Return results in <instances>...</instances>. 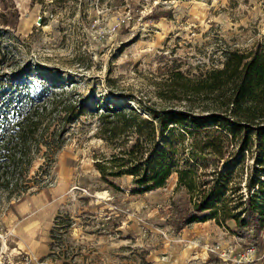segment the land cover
<instances>
[{"label":"rangeland","instance_id":"rangeland-1","mask_svg":"<svg viewBox=\"0 0 264 264\" xmlns=\"http://www.w3.org/2000/svg\"><path fill=\"white\" fill-rule=\"evenodd\" d=\"M0 33V48L27 74L52 90L75 88L89 108L68 125L47 185L0 214V264H63L50 257L61 252L66 264H264V183L258 186L264 165L254 156L257 138L251 153L238 150L241 133L232 138L214 126L157 132L151 154L170 142L175 153L164 185L145 192L132 184L131 162L119 153L137 136L103 140L97 107L102 101V108L138 110L141 98L146 106L184 108V102L159 99L163 80L174 70L194 77L220 66L227 48L264 46V0H0ZM208 139L222 146L223 157L202 147ZM97 165L118 176L105 181ZM183 168L193 169L199 184L217 179L209 208L196 215L205 221L181 222L180 213L202 200L178 185ZM250 179L255 185L247 190ZM253 190L252 204L263 212L257 225L244 216ZM59 214L73 222L55 228L58 238L51 239Z\"/></svg>","mask_w":264,"mask_h":264},{"label":"trees","instance_id":"trees-1","mask_svg":"<svg viewBox=\"0 0 264 264\" xmlns=\"http://www.w3.org/2000/svg\"><path fill=\"white\" fill-rule=\"evenodd\" d=\"M3 48H0V214L12 211L20 198L47 185L53 159L68 140V125L89 109L81 95L74 92L75 88L52 90L47 83L27 74L28 70L19 67L14 54L10 55L9 50L4 52ZM5 65L10 68L8 72L2 71ZM163 82L164 88L157 91L159 99L184 102V108L158 104L146 106L141 98L137 100L138 110L121 108L117 104L102 108V101L97 104L101 109L100 135L103 140L112 142L121 135L126 139L137 136L134 146L119 150L120 155H126L131 162L133 185L145 192L164 185L171 173L167 160L175 153L173 142L156 148V155L151 153L156 146V133L162 135L177 126L186 132L191 128L189 133L214 126L212 128L229 130L232 138L241 133L240 152L252 153L255 137L258 144L254 156L264 165V46L259 41L245 50L227 48L221 65L199 76L174 70ZM120 97L115 95V99ZM198 107L206 114L194 112ZM144 111L149 117L143 116ZM202 147L219 157L224 155L222 146L215 145L214 139L204 141ZM40 158L43 162L33 171ZM97 169L105 181H108L107 175L118 176L112 171L107 174L105 166L97 165ZM213 173L219 175L217 169ZM263 183L264 179L258 181V186ZM245 184L250 190L255 182L250 179ZM178 185L202 196L200 202L195 200L190 209L180 213L181 222L187 219L205 221L207 218L199 219L196 215L209 208L206 205L211 198H208L218 191L217 179L211 184L204 180L199 184L196 172L183 168L178 171ZM257 191L253 190L244 203V216L253 225H257L263 215L262 210L252 204L256 201ZM213 217L217 220L216 216ZM237 220L244 224L243 220ZM72 222L70 217L59 214L51 229V239L58 238L54 234L55 228L68 229ZM65 255L61 252L50 257L66 264L68 258Z\"/></svg>","mask_w":264,"mask_h":264},{"label":"bare ground","instance_id":"bare-ground-1","mask_svg":"<svg viewBox=\"0 0 264 264\" xmlns=\"http://www.w3.org/2000/svg\"><path fill=\"white\" fill-rule=\"evenodd\" d=\"M197 8V7H196ZM200 10V13H203L205 10V4H200L199 7L197 8ZM106 192L103 191H97V196H99L100 198H106ZM17 251L16 249L14 250V252Z\"/></svg>","mask_w":264,"mask_h":264}]
</instances>
